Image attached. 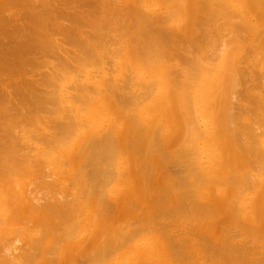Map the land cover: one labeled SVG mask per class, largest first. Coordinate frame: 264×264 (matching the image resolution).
<instances>
[{"label":"bare ground","instance_id":"bare-ground-1","mask_svg":"<svg viewBox=\"0 0 264 264\" xmlns=\"http://www.w3.org/2000/svg\"><path fill=\"white\" fill-rule=\"evenodd\" d=\"M96 1L103 10L117 3ZM147 1L151 8L148 5L146 12L145 4L141 5L144 0L139 1L140 7L137 5L140 10L135 6L131 8L129 5L133 2L128 4L126 0V6L122 7L128 10L125 14H133V26L142 29L138 33L122 32L124 35H121L115 29L116 34H113L111 27L117 25L110 26L111 18L105 22L108 16L104 14L102 22H88L93 25L92 32L89 27L90 33L71 35V30L67 29L69 36L65 40L74 47L68 49L60 41L63 36H58V41L56 34H46L52 32L47 29L44 38L37 42L50 57L42 63L48 70L44 74L35 73L40 69L36 64V70L30 67L34 73L27 76L28 79L22 76L18 83L33 91V96L30 94L23 99L25 109L28 108L25 105L35 104L29 107V112L20 107L21 102L19 105L16 101L10 85L3 84L8 80L0 82V130L3 132H0V242L4 252L0 250L3 253L0 264H14L19 260L21 248L24 250L20 243L25 239L18 234L8 240L6 235L16 230L13 227L16 222L28 218L35 226L38 223L36 228L41 234L39 238L30 236L25 242V254H22L24 251L20 254L22 261L26 260L22 256L27 258L25 264L28 260L34 263L37 254L44 253L38 251L45 246L43 238L46 236L56 237L54 248L50 245L52 250L46 249L47 253L50 251L48 256L58 252L61 260L69 255L70 260L65 259L62 264H76V261L89 264H264V70L263 73L257 71L259 69L255 71L259 65L264 66V0ZM118 3L120 10L119 5L123 4ZM159 5L162 8H157ZM70 25L75 26L73 22ZM66 28L71 27L67 24ZM76 29L80 32L79 25ZM112 50L114 57L110 55ZM24 57L17 59L22 61L27 58ZM42 60L44 57L39 61ZM252 62L257 66L249 65ZM2 77L5 76H0V80ZM24 88L21 89L25 91ZM24 112L29 113V117ZM21 115V119L33 118L30 126L27 122L21 124L20 120L17 123ZM193 141H197L196 146ZM195 148L207 152L205 162L198 164L188 158ZM132 149L135 150V167L145 171L144 174H151L153 169H157L155 174H167V159L176 155L175 165H179V169L177 173L167 174L166 184L161 183L159 177L150 179L151 184H148L146 177L140 179L131 172L127 181L122 180L119 177H126L122 171L130 168ZM155 152L160 158L149 159L154 166L150 172L151 165L147 167L149 162L143 157ZM255 162L259 166H255L249 176L248 171L242 173L244 166ZM226 166L238 172L229 173ZM223 168L228 172L224 173ZM214 172L219 177H215ZM251 174L259 177L252 179ZM211 183H216L213 187L219 183L231 186L233 192L237 190L233 194L235 199L243 194H240L241 184L250 186L249 189L252 186L253 190L256 187L252 199L258 201L251 203L252 213L246 212L249 205L241 206L245 202L239 201L240 205L235 199L233 203L221 196L213 203L206 202L210 192L206 186L211 187ZM40 185L49 189L44 191ZM151 188L157 189L156 194H148ZM202 189L204 195L201 196ZM97 194L101 200H115L121 212L126 199H130L131 206L125 209L132 213L129 221L125 220V215L122 224L114 218L113 223L107 222L109 218L103 216L102 211L98 210L101 212L98 214L95 207L90 210L84 207L86 203L82 199L91 202V195L95 199ZM41 199L45 200L44 205ZM23 213L29 215L27 219L21 217ZM208 214L212 219L222 216L221 220L230 223V229L221 231V223L217 227V220L214 222L210 217L204 221ZM258 215L262 218L259 222L242 227L248 217L255 221V218L260 219ZM185 216H189L188 222ZM202 216L203 221H199ZM30 220L26 224L28 228L22 225L23 228L18 226L19 231H16L20 233V227L25 226V231L31 230ZM91 223H98V228L87 234V228L93 227ZM179 227L186 232L193 231L199 238L194 237L197 242L179 231L174 232ZM32 230L27 231V235L35 236L37 231ZM176 232H179L178 237L173 236ZM161 233L166 239L161 238ZM5 236L4 243H7L4 244ZM243 236L250 240L245 241ZM129 243H133L132 248L118 254ZM88 247L89 251L80 253ZM204 249L213 251L212 255L208 252V260L203 255ZM47 260L49 262L51 256ZM47 260H42L41 264H48Z\"/></svg>","mask_w":264,"mask_h":264},{"label":"rangeland","instance_id":"rangeland-1","mask_svg":"<svg viewBox=\"0 0 264 264\" xmlns=\"http://www.w3.org/2000/svg\"><path fill=\"white\" fill-rule=\"evenodd\" d=\"M7 1V2H6ZM28 0H0V72H2V73H0V76H5L4 78L2 77L1 79L2 80H0V82H4V80H8V81H6L5 83H3V84H9L10 85V88L13 90V92L15 93V97H16V101H19L18 103H19V105H20V102H21V105H20V107H24V103H23V99H25V98H28L29 96H30V94H31V96H33L34 94H33V91H30V90H26V88H24L25 86L23 85V87H20L21 85L20 84H18L19 83V81L20 80H22L23 78H25L24 76H26V78L28 79V77L27 76H30L32 73H41V74H44V72L46 73V71L48 70V68H43V65L44 64H42L43 62H45V61H48L49 59H50V57L49 56H47V55H45L46 54V50L41 46L40 47V43L38 44V42L37 41H39L40 42V39H42V38H44V33L47 31V29H48V31H51L52 30V32L50 33V32H46V34H56V37H57V40L59 41V39H60V41L65 45V46H67V48L69 49L70 47H71V49H72V47H73V45L71 44V43H69V41L68 42H66V37H68L69 36V34L66 32V30L68 29V30H71L70 31V34L71 35H78V34H80L81 32H83V33H85V34H87V32L88 33H90V32H92L93 30L91 29V26H92V28H93V25L91 24V26L89 25V23H90V20H93V22H95V21H97V22H95L96 24L98 23V20H99V22H102L103 20H104V18L106 17V16H104V14L105 15H107L108 17H106L105 19L106 20H104L105 22L106 21H108V20H110V19H108L107 20V18H111V20L113 21H111V22H109V23H111L110 24V26H112V24H114V25H117V26H115L116 28H114V26H112L111 27V29L113 30L112 31V33L114 34H116V32H117V34H121V35H124V33L125 32H129V33H138V32H140L142 29H137L135 26H133V19L132 18H134V16H133V14L131 13V12H129V14L128 13H126L128 16H126V14H125V12L127 11L128 12V10L126 9V10H124L122 7L124 6H126L125 4H126V2L129 4V2H133V3H130V7L132 6L133 8H135L136 7V9H138L137 7L139 6H141V5H143V4H145L143 7L145 8V9H143L145 12L147 11V7H148V5H149V7L151 8V5H150V2L149 1H147V0H144V2H143V0H141V3H139V1H138V3H137V1L135 0V1H129V0H126V2H125V0L123 1V0H121L122 1V3H118V1H116V0H113V2L114 3H118V5L119 4H123V5H119V6H121V8H120V10H119V7L117 6V3H116V6H112V8L111 9H106V10H103L102 8H100V6L98 5V4H96V0H80V1H78V0H53V1H55L54 3H53V1L51 0H36V2L35 1H33V0H29L28 2H27ZM37 1H43V2H41V5H43L42 7H41V5L39 4L40 2H37ZM72 1H73V3L75 2V1H77L76 3H74V5H73V3H72ZM89 3H88V2ZM91 1V2H90ZM120 1V0H119ZM6 2V3H5ZM50 2H52V3H50ZM62 2V3H61ZM79 2V3H78ZM83 2V3H82ZM111 2H112V0H111ZM25 3V4H24ZM58 3V4H57ZM78 3V4H77ZM136 3V4H135ZM20 6H19V5ZM39 4V5H38ZM60 4H62L60 7L58 6V5H60ZM70 4H72V6H73V8L74 9H72V8H69L68 9V7H72ZM76 4V5H75ZM80 4V5H79ZM127 4V5H128ZM132 4V5H131ZM141 4V5H140ZM14 5H16V6H14ZM69 5V6H68ZM79 5V6H78ZM95 5V6H94ZM112 5H113V3H112ZM115 5V4H114ZM138 5V6H137ZM6 6V7H5ZM15 8H14V7ZM24 6H25V8H24ZM31 6H32V8H31ZM63 6V7H62ZM65 6V7H64ZM86 6V7H85ZM135 6V7H134ZM166 6H168V5H166ZM39 7H41V10H40V8ZM53 7H56V8H53ZM66 7H67V9H66ZM77 7V8H76ZM90 7V8H89ZM96 8V10L94 9V8ZM99 7V8H98ZM114 7H115V9H114ZM131 7V8H132ZM162 8V6H157V8ZM61 8V9H60ZM79 8H81L80 10H79ZM86 8H89V9H86ZM118 10H117V9ZM156 8V7H155ZM165 8V7H164ZM19 9V10H18ZM43 9H45V10H43ZM57 9V10H56ZM71 9V10H70ZM78 9V10H77ZM102 9V10H101ZM7 10V11H6ZM15 10V11H14ZM31 10V11H30ZM32 10H33V12H32ZM39 10V11H38ZM55 10V11H54ZM68 10V11H67ZM73 10V11H72ZM89 10V11H88ZM91 10V11H90ZM123 10H124V12H123ZM138 10H140V8L138 9ZM141 10H142V7H141ZM159 10V12H161V14H162V11L160 10V9H158ZM6 11V12H5ZM17 11H19V12H17ZM41 11V12H40ZM75 11V12H74ZM94 12V14L95 15H93L92 13ZM105 11V13H103ZM111 11V12H110ZM63 12V13H62ZM65 12V13H64ZM118 12H119V14H118ZM149 12V11H148ZM17 13V14H16ZM53 15V13L55 14L54 16H52L51 14ZM90 13V14H89ZM112 13V14H111ZM121 13V14H120ZM150 13V12H149ZM36 16H35V15ZM39 14V15H38ZM64 14V15H63ZM102 14H103V16H102ZM119 16H118V15ZM122 14H123V16H122ZM125 14V15H124ZM15 15V16H14ZM38 15V16H37ZM68 15V16H67ZM90 16V17H88V16ZM111 15V16H110ZM131 15H132V17H131ZM2 16V17H1ZM14 16V17H13ZM43 16V17H42ZM48 16V17H47ZM113 16V17H112ZM17 17V18H16ZM24 17H26V18H24ZM35 17V18H34ZM39 17V18H38ZM42 17V19H40ZM44 17H46V18H44ZM58 17V18H57ZM93 17H95L94 19H92ZM118 19H117V18ZM59 18H61L62 20H60ZM85 18V19H84ZM97 18V19H96ZM113 18V19H112ZM114 18L116 19V20H114ZM130 18V19H129ZM11 19V20H10ZM21 19V20H20ZM33 19V20H32ZM58 19H59V21L60 22H58ZM65 19H67V20H65ZM73 19V20H72ZM76 19V20H75ZM125 19V20H124ZM131 19H132V21H131ZM39 20H41V21H39ZM44 20V21H43ZM45 20H46V22H45ZM49 22H48V21ZM56 20H57V22H56ZM78 20V21H77ZM88 20V21H87ZM101 20V21H100ZM124 20V21H123ZM43 21V22H42ZM61 21H64V22H61ZM117 21H119V22H117ZM12 22V23H11ZM30 22H32L31 24H33V25H35V27L33 26V25H31L30 24ZM41 22L43 23V25L41 24ZM45 22V23H44ZM73 22V24L75 25H73L74 27L72 28V25H70L71 23ZM77 23V24H75V23ZM89 22V23H88ZM92 22V21H91ZM92 22V23H93ZM122 22H123V24H122ZM125 22V23H124ZM39 23H40V25H39ZM70 23V24H69ZM116 23V24H115ZM128 23V24H127ZM37 24V25H36ZM52 24V25H51ZM66 26H65V25ZM67 24L69 25V27H71V28H66L65 29V27H67ZM96 24H94V26L96 25ZM124 24H126L127 26H128V28H127V26L125 27L124 26ZM39 25V26H38ZM79 25V28H80V32H78V30L76 29V26H78ZM87 25V26H86ZM53 28H52V27ZM57 26V27H56ZM123 26V27H122ZM37 27H39V28H37ZM43 27V28H42ZM46 27V28H45ZM51 27V28H50ZM89 27H90V30H89ZM118 27V28H117ZM96 28V27H95ZM114 28V29H113ZM125 28V31L123 30ZM127 28V29H126ZM134 28V29H133ZM12 31H11V30ZM59 29V30H58ZM85 29V30H84ZM118 30V31H114V30ZM3 30V31H2ZM5 30V31H4ZM10 30V31H9ZM61 30V31H60ZM82 30V31H81ZM90 32H89V31ZM95 30V29H94ZM121 30V31H120ZM127 30H129V31H127ZM139 30V31H138ZM9 31V32H8ZM41 33H40V32ZM59 31H60V33H59ZM65 31V32H64ZM78 33H77V32ZM130 31H134V32H130ZM7 32V33H6ZM11 32V33H10ZM42 32H43V34H42ZM56 32V33H55ZM121 32V33H120ZM122 32H124L123 34H122ZM264 32V31H263ZM34 33V34H33ZM59 33V34H58ZM65 33V34H64ZM111 33V34H112ZM41 34V35H40ZM61 34V35H60ZM9 35H11L12 37H10ZM42 36V37H40V36ZM53 36V35H52ZM60 38H59V37ZM38 37H40V38H38ZM54 37H55V35H54ZM20 38V39H19ZM38 38V39H37ZM63 38H64V40L65 41H63ZM30 40V41H29ZM36 40V41H35ZM38 44V46H36ZM20 45V46H19ZM23 45V46H22ZM108 45H110V44H108ZM20 47V48H19ZM37 47H39L40 49L42 48L44 51H42V50H38L37 49ZM116 47L117 46H115L114 48V50L116 51ZM74 48V47H73ZM118 48V47H117ZM3 49V50H2ZM114 50H112L111 51V54L110 55H112V57H114V55H115V51ZM43 52V53H42ZM34 53V54H33ZM36 53V54H35ZM45 53V54H44ZM113 53V54H112ZM117 53V52H116ZM187 53V52H186ZM21 54V55H20ZM29 54H31V55H29ZM40 55V56H39ZM27 57V58H30V60L29 59H27V58H25V57ZM29 56V57H28ZM34 58H33V57ZM15 57V58H14ZM21 57H24L25 59H23L22 61L20 60V59H22ZM40 57H44V61L42 60V61H39L40 59H42V58H40ZM17 58H20V59H17ZM40 58V59H39ZM253 58V57H252ZM35 59V60H34ZM37 59H39V60H37ZM20 60V61H19ZM25 61V62H24ZM30 61V62H29ZM33 61V62H32ZM36 63H35V62ZM210 61L212 62V60L210 59ZM41 64H40V63ZM214 62H216L215 60H214ZM214 62H212V63H214ZM12 63V64H11ZM27 63V64H26ZM212 63H210V64H212ZM11 64V65H10ZM34 64V65H33ZM38 65V67L40 68L39 70H36L38 67H37V65ZM255 63H250L249 65H253V67L255 66L254 65ZM23 65V66H22ZM26 65V66H25ZM12 66V67H11ZM14 66V67H13ZM28 66H29V68H28ZM36 66V69H34V67ZM50 66V65H49ZM257 66V65H256ZM255 66V67H256ZM16 67V68H15ZM33 70H36V71H31L32 69ZM42 67V68H41ZM263 67V68H262ZM262 68V69H261ZM16 69V70H15ZM256 69H259V70H257V71H261V73H263L262 71L264 70V66L263 65H259L257 68H255V71H256ZM261 69V70H260ZM14 70V71H13ZM44 70V71H43ZM118 70L119 69H117V71L115 70V72L114 73H116V72H118ZM254 70V69H253ZM9 71H11L12 72V74L15 72V74H17V75H21V77H20V75L19 76H17V75H12V74H10V72ZM5 73V74H4ZM2 74V75H1ZM22 76H23V78H22ZM41 76V75H40ZM73 77V76H72ZM12 78H13V80H12ZM15 78V79H14ZM16 78H18V79H16ZM20 78V79H19ZM22 78V79H21ZM73 79H76V77L74 76L73 77ZM16 82H15V81ZM8 82V83H7ZM18 85H17V84ZM20 85V86H19ZM17 86H19L20 87V90H19V88H17ZM21 88H24V90L25 91H28V92H26L25 93V91H23V89H21ZM42 88V87H41ZM15 89V90H14ZM1 90V89H0ZM17 90H19L20 91V93H19V91H17ZM23 91V92H22ZM32 92V93H31ZM17 94V95H16ZM24 96V97H20V96H22V95ZM33 94V95H32ZM28 96V97H27ZM18 97H20V98H18ZM18 98V99H17ZM15 99V98H14ZM21 99H22V101H21ZM150 100V97L147 99V101L145 102V103H147L148 101ZM32 105V106H31ZM35 104L33 103H29V104H27V105H25L26 107H28V108H26L27 110L28 109H30L29 107H33ZM16 106H18V105H16ZM17 109H18V107H16ZM16 109V112L18 111ZM24 109H25V107H24ZM25 109V110H26ZM24 110V111H25ZM25 112H29V110L28 111H25ZM24 112V114L25 115H27L28 114V117H29V113H25ZM23 115H21V117L19 118L18 117V119H16L17 120V123H18V121L20 120L21 121V124L23 123V125L25 124L24 122H27L28 123V125L30 126V122H31V120L33 119V118H31V120L30 119H28L27 120V118H26V116H24V119H21V118H23L22 117ZM24 120V121H23ZM25 120H27V121H25ZM16 123V124H17ZM20 123V122H19ZM17 125H19V124H17ZM0 132L1 133H3L1 130H0ZM1 136L2 135H0V138H1ZM193 142H195V141H193ZM196 143H197V141L195 142V146H196ZM195 150H196V148H195ZM195 150H193V154L191 153V154H189L188 155V158L190 157V159H192V160H196V162H198V164H200V161L201 162H205L204 160H206L207 159V157H208V154H207V152H203V151H200L199 150V148H197V150L196 151H198V152H195ZM131 153V155H129L130 157H132V159H131V163L128 165L130 168L129 169H127V170H125V171H122V173L121 174H123L124 176H126V177H119L120 179H122V180H124L125 178V180L127 181V179H129L128 178V176H130L129 175V173L131 172V173H134L133 175L135 176V174H136V177H138V178H140V179H142V178H147L146 180L148 181V184L150 183V179H152V178H158L160 181H161V183H168V182H165V180L168 178L167 177V174L169 173V172H171V174L172 173H177V169H179L178 167H179V165H175V163L177 162L176 160H178V156L176 157V156H174V158H171L170 157V159H172V160H174V161H172V160H170L169 158L167 159L168 160V162H167V164L169 165L168 166V168H169V171H167V174H163V175H160L159 173L158 174H155V172L157 171V169L154 171V169H153V172H154V174H155V176H153L152 174H153V172L151 171L152 170V168H154V166L153 165H151L150 163L152 162H149L150 160H153V159H150V158H153L152 156H154V159H157V158H160V157H158L157 155H156V152L155 153H153L152 155H149L148 157H146L147 155H145L144 157H143V159H145V160H148V162H149V164H147L146 166L148 167V165H151V166H153V167H148L149 168V171L150 172H152L151 174H149V173H145L144 174V172H142L141 170L142 169H137V167H135L136 165H135V163H134V161H133V157L135 156V150H133L132 149V151L130 152ZM196 153V154H195ZM200 153H202L201 155H200ZM134 154V155H133ZM179 154V153H178ZM198 154V155H197ZM205 154V155H204ZM195 155H197V156H195ZM192 156V157H191ZM194 156V157H193ZM197 157H199V159H196ZM200 157H202V158H200ZM150 159V160H149ZM194 160V161H195ZM237 161V160H236ZM238 162H240V163H242L241 161H238ZM237 162V164H239ZM254 164V165H253ZM253 164H251V166H250V164L248 165V166H244L245 168L244 169H242V173H244V172H246L247 173V171H248V176H249V174H250V172L252 173L253 171L252 170H254V168H256L255 166H257L258 165V163H253ZM216 166H218L219 168H221L219 165H213V167H216ZM222 166V165H221ZM259 166V165H258ZM263 166V165H262ZM147 167H145V168H147ZM226 167H228V166H226ZM241 167V166H240ZM242 167H243V163H242ZM250 167V168H249ZM145 168H144V170H145ZM206 167H203V169H205ZM229 168V169H228ZM227 169L228 170H230L229 171V173H237L238 171L237 170H232L233 169V167H228ZM249 168V169H248ZM253 168V169H252ZM202 168H201V170H203ZM224 169V170H223ZM222 169V171L224 172V173H227L228 171L226 170V168H223ZM251 169V171H249ZM245 170V171H244ZM256 170V169H255ZM257 170H258V168H257ZM256 170V171H257ZM138 171V172H137ZM164 171V170H163ZM233 171V172H232ZM244 171V172H243ZM147 172V171H146ZM218 172H221V170H219ZM255 172V171H254ZM258 172H259V170H258ZM125 173H127V174H125ZM228 173V174H229ZM183 174V173H182ZM186 174V173H185ZM214 174L216 175L215 177H219V175L217 174V173H215L214 172ZM257 175H258V173H256ZM255 176V174H254V176L251 174L250 176H252V179L254 178L255 179V177H256V179L259 177V176ZM163 176H164V179H163ZM149 177V178H148ZM166 177V178H165ZM253 181V180H252ZM245 182V181H244ZM254 182V181H253ZM141 183V185H142V182H140ZM257 183V182H256ZM256 183H254L255 185L254 186H256ZM151 184V183H150ZM157 184V183H156ZM215 184V186H216V183H211L210 184V186L211 187H209V185L208 186H206L208 189H209V193H208V195L206 196V202H208V203H213L214 202V199H217L216 197H218L219 199H225V201H230L231 200V202H233L234 203V200L233 199H235L236 197L233 195V194H235L236 193V191L237 190H234V192H233V189H232V187L231 186H229V185H221V183H219V184H217L218 186L217 187H213V185ZM223 184V183H222ZM43 185V184H42ZM149 186V185H148ZM229 188H231V189H228V187ZM243 184H241V187H242V192H240V194L241 193H243L242 195H240L239 197H237L238 199H235V201L236 200H238V203L241 205L242 203L241 202H245V204L243 203L241 206H246L247 207V205H249V210H247L246 212H251V208H250V205H251V203L253 202V200L255 201V200H257L258 201V199H252L253 198V195H254V190H255V188L256 187H253L254 188V190L252 189V186H251V189H249V187L250 186H248V185H246L245 184V186L244 187H246V189L245 188H243ZM43 188L44 186H41L40 185V188ZM205 187V188H206ZM218 188V189H217ZM222 188V189H221ZM46 190H48L49 189V187H46L45 188ZM44 188H43V190L44 191H46ZM152 189V188H151ZM150 189V191H149V193L148 194H151V195H153V193L154 194H156V192H157V189H152L153 190V192H152V190ZM212 189H214V191L212 190ZM215 189L217 190V191H215ZM42 189L40 190V193H41V191H43ZM203 190V189H202ZM220 190V191H219ZM224 190V191H223ZM230 190V192H228ZM231 190H232V192H231ZM239 190V189H238ZM239 190V191H240ZM155 191V192H154ZM159 191V190H158ZM245 191V192H244ZM201 192V196L202 195H204V190L203 191H200ZM211 192H213L212 194H211ZM220 195H218V194ZM231 193V194H230ZM215 194H217V195H215ZM227 194H229V195H227ZM247 194V195H246ZM233 195V196H232ZM246 195V196H245ZM94 196V195H93ZM93 196L91 195V199H90V201L91 202H86V200L84 199V201H83V199H82V202L83 203H86V205L84 206V207H86L87 209H91V208H96V210H95V212L96 213H101L100 211H102V213L101 214H103V216H105L106 218H109V219H107L106 221L108 222L109 220H111L112 222L111 223H113L114 222V220H113V218L114 219H117L118 221V223H120V224H122L123 222H122V219L125 217V215H127V217L125 218V220L126 219H128V217H131L132 216V213H130V212H128L127 210L130 208L129 206H131L129 203V201H130V199L129 200H127L126 199V201H127V203H126V201H125V205H124V208L125 209H127V210H125V209H123V207L121 208V210L123 211V212H121L120 211V208L119 209H117V202L115 201V200H113V199H103V200H101V199H99V195L97 194V196H95V199L93 198ZM222 196V197H221ZM245 196V197H244ZM40 197H42V195L40 196ZM221 197V198H220ZM233 197V198H232ZM43 198V197H42ZM249 200H248V199ZM245 199H247V200H245ZM43 200V201H42ZM132 200V199H131ZM143 200V199H142ZM153 200V199H152ZM170 199H168V201H169ZM244 200V201H243ZM261 200V199H260ZM40 201H42V203H43V205H44V199H41ZM101 201V202H100ZM144 201V200H143ZM155 201H158L157 199L155 200ZM239 201H241V202H239ZM116 202V203H115ZM129 202V203H128ZM82 203V204H83ZM101 203V204H100ZM105 203V204H104ZM158 203V202H157ZM169 203H171V200H170V202ZM103 204V205H102ZM168 204V203H167ZM79 205H81V203L80 204H78L77 206H79ZM97 206V207H96ZM116 207V208H115ZM228 207H230V206H228ZM104 208V209H103ZM260 208V206L258 207V209ZM46 209H47V206H46ZM228 209V208H227ZM227 209H225V211L227 210ZM98 210H100V211H98ZM49 211V210H48ZM50 212V211H49ZM142 212V211H141ZM246 212H244V215L246 214ZM51 213V212H50ZM252 213V212H251ZM25 214V215H24ZM260 214H262V213H260ZM124 215V216H123ZM192 214H190L189 216H191ZM209 216H207L206 215V219H204L203 218V216L202 217H200L199 219V221H203V219H204V221H207V217H208V219H209V217L211 218V214H208ZM23 216H25V218L27 217L28 218V216L29 215H27L26 216V213H23L22 215H21V217H23ZM123 216V217H122ZM189 216H185V218H186V221L188 222L189 221ZM101 217V216H100ZM188 217V218H187ZM213 217V216H212ZM217 217V218H216ZM216 217H213L214 219H212V220H214V222H216V220H217V227H220V225H221V227L220 228H222L221 229V231H223L224 229V231H226V230H229L230 229V223L227 221V223L228 224H226V220H221V218L220 217H222V216H216ZM26 218V219H27ZM104 218V217H103ZM193 218V217H192ZM191 218V219H192ZM194 218H196V217H194ZM193 218V219H194ZM258 218H260V219H257V218H255V221H253L252 220V218L251 217H248V220L246 219H244L243 221V226L242 227H244V229H245V227H247V226H250V225H255V223L256 222H259L262 218L258 215ZM24 219V218H23ZM29 219V218H28ZM26 220L25 221V219L24 220H20V221H18V222H16L14 225H13V227L14 228H16V230L17 229H19L18 228V226H24V225H26V224H28L27 222L30 220ZM190 219V220H191ZM160 220V219H159ZM158 220V221H159ZM219 220H221L219 223H218V221ZM258 220V221H257ZM24 221V222H23ZM101 221V220H100ZM126 221H129V219L128 220H126ZM163 221V220H162ZM195 221H196V219H195ZM23 223V224H22ZM160 223V222H159ZM221 223V224H220ZM244 223H247V225L245 226L244 225ZM92 224V223H91ZM90 224V225H91ZM220 224V225H219ZM250 224V225H249ZM29 229H34V230H36L37 231V228L39 227L38 226V223L36 224V226H38L37 228H36V226H35V224L30 220V222H29ZM34 225V226H33ZM39 225H41V223L39 224ZM98 223L96 224V223H94V225L92 224L91 226H93V227H89V228H87V234H89L90 233V231H93V230H95L96 228H98ZM190 225V224H189ZM228 225H229V227H228ZM23 226H22V228H23ZM27 226V228H28V225H26ZM26 226L24 227V229H21V227H20V230H21V232L19 233V232H17V231H19V230H15V231H13L12 233H10L9 235H6V236H8L7 238H9L8 240H10V239H12V235L15 237V236H18V234H19V238H22V239H25V240H23L21 243H20V245H22V247L24 248V250H26L25 248H26V243L25 242H27V240L28 239H30V236L32 237L31 239H33V238H39V235L41 234L40 233V231H39V229H38V231L36 232V235L34 236V234H32V235H27V233L28 232H30L31 230H26L25 231V228H26ZM106 226H109V224L107 225V223H106ZM191 226V225H190ZM33 227V228H32ZM35 227V228H34ZM193 227V226H192ZM228 227V228H227ZM26 228V229H27ZM183 228V227H182ZM179 229H181L180 227L176 230H174V232L175 231H179L180 232V234H185L186 236L185 237H187V238H192L191 239V241L192 242H194V243H196L197 242V239L196 238H198L196 235H194L195 233H193V231H189V230H187L188 232H186V230H185V232H181ZM247 229V228H246ZM90 230V231H89ZM182 231H184L183 229H181ZM28 231V232H27ZM33 231V230H32ZM208 231H210V229L208 230ZM25 234H24V233ZM27 232V233H26ZM34 232V231H33ZM161 232V231H160ZM179 232H176L173 236H177L178 235V233ZM220 232V231H219ZM32 233V232H31ZM37 233H39L38 235H37ZM172 233V232H171ZM192 235H191V234ZM207 233V232H206ZM23 234V235H22ZM173 234V233H172ZM177 234V235H176ZM26 235V236H25ZM151 235H154V233L153 234H151ZM191 235V236H190ZM6 236H5V239H3V243H4V241H7L6 239ZM21 236V237H20ZM144 235H142V237H143ZM162 235V233H161V238H163V239H166V237L165 236H163ZM244 236H246V235H244ZM243 236V239L245 240V241H248V240H250L249 238L247 239L246 237H244ZM13 237V238H14ZM26 237V238H25ZM178 237V236H177ZM183 237H184V235H183ZM184 237V238H185ZM194 237H196V238H194ZM46 238V239H45ZM187 238H185V239H187ZM239 238H242V237H239ZM44 239V243H45V246L44 247H46V248H44L43 247V249H41V250H39L38 252H40V253H42L43 251H44V253L42 254L43 255V257H44V255L45 254H47L45 257H44V259H42L43 257H42V255L40 254L39 255V253L37 254V256L38 257H35V259L37 260V262H36V260H34V263H32V261H30V260H28V264H41V261L42 260H47V259H49L50 260V256H51V260L48 262V260H47V262H48V264L50 263V264H62L63 263V261L65 260V259H69V255H67V256H65V257H63L61 260L59 259V254H58V252H55V253H52V255H51V253H50V255L48 256V254H49V252L50 251H48V253H47V250L50 248H52L53 247V245L55 244V241H56V237H53V236H50V237H44L43 238ZM48 239V240H47ZM168 239V238H167ZM199 239V238H198ZM188 240V239H187ZM47 241V242H46ZM166 241V240H165ZM190 241V240H189ZM135 242V241H134ZM133 242V243H134ZM204 242V241H203ZM1 244H2V242H0ZM5 243H7V242H5ZM4 243V244H5ZM46 243H47V245H46ZM53 243V244H52ZM91 243V242H90ZM133 243H129V244H126V246L123 248V249H121V251L118 253V254H123L126 250H129V248H132V244ZM0 244V245H1ZM26 244V245H25ZM251 244V243H250ZM52 247H51V246ZM130 245V246H129ZM54 248V247H53ZM84 248H85V246H84ZM82 249L81 251H80V253H84V252H87V251H89L90 249H89V247L87 248V249ZM201 248H203V247H201ZM47 249V250H46ZM49 249V250H50ZM0 250H2L1 252H3V244H2V248H1V246H0ZM22 248H21V252H23L24 251ZM52 250V249H51ZM83 250H87V251H83ZM35 251V250H34ZM21 252L19 253V260H15V261H17L18 262V264L22 261V259L20 258V254H21ZM213 253V251H208L207 249H204V253H203V255L206 257V259L208 260V259H210L209 258V253ZM4 253V252H3ZM3 253H0V255L1 254H3ZM34 253V252H33ZM79 253V254H80ZM212 253L210 254V255H212ZM23 255L25 254V251H24V253H22ZM208 254V255H207ZM22 256V255H21ZM48 256V257H47ZM208 256V257H207ZM25 258L26 260H27V258L25 257V256H22V258ZM41 257V258H40ZM23 258V259H24ZM24 259V260H25ZM58 259V260H57ZM25 260V261H26ZM70 260V259H69ZM113 260H116V258L114 257L113 258ZM15 261H14V264H17V263H15ZM25 261H22L20 264H25ZM40 261V262H39ZM10 262V261H9ZM30 262V263H29ZM36 262V263H35ZM47 262H45V263H47ZM89 264V263H87L86 261L84 262H82V261H76V264ZM9 264V263H8ZM12 264V263H11ZM27 264V263H26ZM42 264H44V262L42 263Z\"/></svg>","mask_w":264,"mask_h":264}]
</instances>
